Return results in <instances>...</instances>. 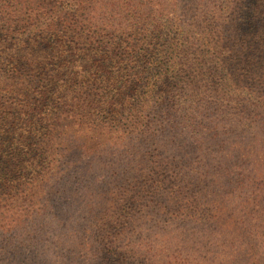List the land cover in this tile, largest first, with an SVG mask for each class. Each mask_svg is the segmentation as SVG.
<instances>
[{
    "label": "trees",
    "instance_id": "trees-1",
    "mask_svg": "<svg viewBox=\"0 0 264 264\" xmlns=\"http://www.w3.org/2000/svg\"><path fill=\"white\" fill-rule=\"evenodd\" d=\"M0 264H264V0H0Z\"/></svg>",
    "mask_w": 264,
    "mask_h": 264
},
{
    "label": "rangeland",
    "instance_id": "rangeland-1",
    "mask_svg": "<svg viewBox=\"0 0 264 264\" xmlns=\"http://www.w3.org/2000/svg\"><path fill=\"white\" fill-rule=\"evenodd\" d=\"M73 199V197H71V195H69V201H71L72 199ZM145 205H147V207H145ZM153 208V203H152V201L150 200V196H149V194L147 193V192H145L144 194H142V196L140 197V204L138 205V206H136L135 207V209H133V211H136L137 213H138V215H143L144 214V212H147V210H151ZM141 211V213L142 214H139V212ZM173 216H175L176 215V213H174V214H172ZM165 216H166V211H165ZM170 215H167V217H169ZM149 219V220H148ZM148 219H144L145 220V227H147V226H151L152 225V221H154V219H156V217H152L151 219L150 218H148ZM152 220V221H151ZM160 224H163L162 222L160 223ZM73 237L72 236H70V242H71V239H72ZM158 239L157 240H153V241H151L150 243H149V239H151V238H135L134 239V241H133V246H134V249L136 250V251H139V255H141V256H145V257H147L148 258V255H147V249H149L151 246H152V244L154 243V244H156V245H160L159 247H157V248H155L154 250H158V251H162V247H165L164 249H166V246L168 247V245L169 244H166L165 245V243H163V244H160V243H162V241L160 240V239H162V238H160V237H157ZM160 238V239H159ZM70 244V243H69ZM169 250H170V252L172 253V250H171V247L169 246ZM175 251H179V249H176ZM179 253H181V255H183L184 254V252L183 251H181V252H179ZM151 254V253H150ZM174 254V253H173ZM175 255H177V253L175 254ZM69 258L70 259H72V256L69 254ZM153 259V258H152ZM155 259V261L157 260V258H154ZM194 259V257H191L190 259H188V260H193Z\"/></svg>",
    "mask_w": 264,
    "mask_h": 264
}]
</instances>
